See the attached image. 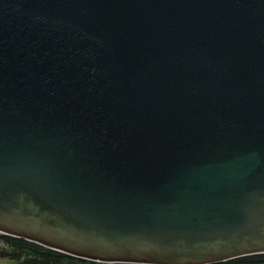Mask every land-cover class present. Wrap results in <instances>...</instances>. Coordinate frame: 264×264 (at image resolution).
<instances>
[{"label": "water", "instance_id": "obj_1", "mask_svg": "<svg viewBox=\"0 0 264 264\" xmlns=\"http://www.w3.org/2000/svg\"><path fill=\"white\" fill-rule=\"evenodd\" d=\"M0 233L99 263L264 253V0H0Z\"/></svg>", "mask_w": 264, "mask_h": 264}, {"label": "trees", "instance_id": "obj_2", "mask_svg": "<svg viewBox=\"0 0 264 264\" xmlns=\"http://www.w3.org/2000/svg\"><path fill=\"white\" fill-rule=\"evenodd\" d=\"M0 258H7L18 264H132L99 263L63 253L24 238L1 233ZM215 264H264V253L243 256Z\"/></svg>", "mask_w": 264, "mask_h": 264}, {"label": "rangeland", "instance_id": "obj_3", "mask_svg": "<svg viewBox=\"0 0 264 264\" xmlns=\"http://www.w3.org/2000/svg\"><path fill=\"white\" fill-rule=\"evenodd\" d=\"M0 264H18V263L7 258H0Z\"/></svg>", "mask_w": 264, "mask_h": 264}]
</instances>
